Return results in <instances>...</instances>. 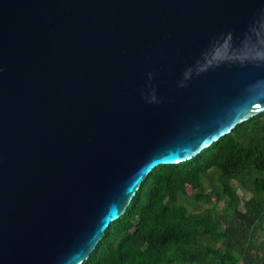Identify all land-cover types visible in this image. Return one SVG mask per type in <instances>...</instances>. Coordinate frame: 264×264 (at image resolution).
<instances>
[{
	"label": "water",
	"instance_id": "obj_1",
	"mask_svg": "<svg viewBox=\"0 0 264 264\" xmlns=\"http://www.w3.org/2000/svg\"><path fill=\"white\" fill-rule=\"evenodd\" d=\"M264 111V0H0V264H81L160 164Z\"/></svg>",
	"mask_w": 264,
	"mask_h": 264
},
{
	"label": "trees",
	"instance_id": "obj_2",
	"mask_svg": "<svg viewBox=\"0 0 264 264\" xmlns=\"http://www.w3.org/2000/svg\"><path fill=\"white\" fill-rule=\"evenodd\" d=\"M81 264H264V111L154 167Z\"/></svg>",
	"mask_w": 264,
	"mask_h": 264
},
{
	"label": "rangeland",
	"instance_id": "obj_3",
	"mask_svg": "<svg viewBox=\"0 0 264 264\" xmlns=\"http://www.w3.org/2000/svg\"><path fill=\"white\" fill-rule=\"evenodd\" d=\"M200 185V182L199 181H195L194 184H193V187L196 188ZM194 205H197V203L193 202L192 200H187V208L188 210H191L192 209V206Z\"/></svg>",
	"mask_w": 264,
	"mask_h": 264
}]
</instances>
